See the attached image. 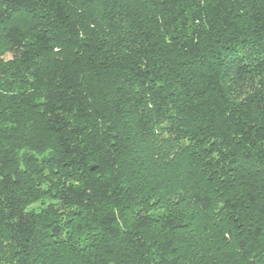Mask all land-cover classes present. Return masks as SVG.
<instances>
[{
	"label": "trees",
	"instance_id": "obj_1",
	"mask_svg": "<svg viewBox=\"0 0 264 264\" xmlns=\"http://www.w3.org/2000/svg\"><path fill=\"white\" fill-rule=\"evenodd\" d=\"M3 78L44 96L32 120L0 96V264H178L151 216L123 213L130 149L152 142L263 253L264 0H0ZM19 144L39 158L14 162Z\"/></svg>",
	"mask_w": 264,
	"mask_h": 264
},
{
	"label": "rangeland",
	"instance_id": "obj_2",
	"mask_svg": "<svg viewBox=\"0 0 264 264\" xmlns=\"http://www.w3.org/2000/svg\"><path fill=\"white\" fill-rule=\"evenodd\" d=\"M0 96L11 99L13 105L20 108L21 116L32 120V104L43 98L44 88L29 89L13 79L3 78L0 79ZM15 128L12 123L0 121V137L7 136L14 140ZM20 145L17 146L18 150L14 151V162L22 161L25 156L27 159L33 156L39 158L36 153L19 150ZM137 146L130 149L133 152L128 155L129 159L140 163L131 166V173L135 175L133 189L136 190L137 200L130 206H124L123 213L128 219L134 217L135 210L151 216L154 226L147 231L150 243L153 240H171L179 255L178 264H262L259 260L264 262V251L260 253L259 245H247L243 250L231 238L232 232L223 220L217 199L214 200L213 207L206 211L199 210L192 203L191 194L204 189L200 182L188 177L184 159L175 147L164 142ZM30 162L36 164V167L39 166L33 159H30ZM20 164L22 167V163ZM42 176L44 175H40ZM161 218L172 220L180 226L169 230L160 223Z\"/></svg>",
	"mask_w": 264,
	"mask_h": 264
}]
</instances>
